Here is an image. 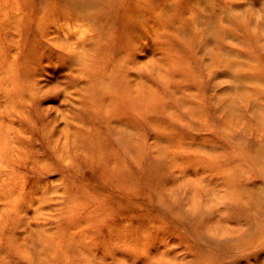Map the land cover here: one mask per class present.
<instances>
[{
    "label": "rangeland",
    "instance_id": "374dc122",
    "mask_svg": "<svg viewBox=\"0 0 264 264\" xmlns=\"http://www.w3.org/2000/svg\"><path fill=\"white\" fill-rule=\"evenodd\" d=\"M66 1L0 0V264H264V0Z\"/></svg>",
    "mask_w": 264,
    "mask_h": 264
},
{
    "label": "bare ground",
    "instance_id": "6f19581e",
    "mask_svg": "<svg viewBox=\"0 0 264 264\" xmlns=\"http://www.w3.org/2000/svg\"><path fill=\"white\" fill-rule=\"evenodd\" d=\"M262 1L263 0H261V2ZM199 2L200 0L196 1V4L200 8V14H205L207 12V9L205 6L200 5V3L202 2L200 3ZM64 5L70 6V4L67 1L64 3ZM239 82H242V80L233 78L231 80L232 87L237 88ZM219 83L214 84V86L219 85ZM261 139L262 138H260V140ZM260 147L261 148H258V151L255 150L257 153L254 155V159H258L259 161L264 163V146L260 145ZM258 184L259 183L254 184V185H258ZM256 188L258 189V192H256L255 194H258L262 191V189L259 186H257ZM263 194H264V191H263ZM222 199L224 200H222L220 204L223 206V208H221V206H216V204H214L213 207L211 208L204 207L203 209L202 204L200 202L198 203L196 213L193 215L191 214V211L194 209V207L193 208L191 207L190 209L185 207L184 209H182L183 212H181V217H182L181 223L183 225L184 230L190 233L192 236H195L194 244L197 246H201V247L220 246L222 249L231 248V250H229L230 253H232L233 251H240L243 253L257 256L256 253L254 254V252H252V251H257V249L252 247L251 243L244 242L246 240L252 239L253 237L243 240L242 239L243 235L239 234L240 232L236 226V224H241L242 216L238 217V214L241 213L239 212L241 204L239 203V201L232 200L230 198L229 193H227V195H225V197H223ZM255 200L256 198H249V204L247 203V206L245 205L246 206L245 213L247 214L246 220L254 218L255 214H257L256 210L254 209ZM258 204L263 205L264 201L262 200L258 201ZM185 206H187V203H185ZM245 206L243 205V207ZM171 211L173 213L176 212L175 209L173 210V208ZM171 211L169 213H172ZM224 212H226L227 215ZM261 214H264V213L262 212ZM235 218H237L236 221H235ZM174 219L177 220V217L174 216ZM224 223H228L231 225L229 227V229H231L230 234L237 235L236 238L228 237L226 239H223L222 241ZM218 233H219V236L217 235ZM243 234L251 236L252 232L250 230L248 231L244 230ZM199 252H200V255L198 253H194L195 254L194 257H196L195 261L202 262L201 259L204 261L203 254L205 252L201 248L199 249ZM202 264H219V263H218V260L216 259H208L204 261Z\"/></svg>",
    "mask_w": 264,
    "mask_h": 264
}]
</instances>
